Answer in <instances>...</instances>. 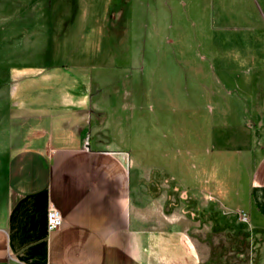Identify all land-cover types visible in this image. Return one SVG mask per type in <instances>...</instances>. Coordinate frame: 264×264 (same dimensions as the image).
I'll use <instances>...</instances> for the list:
<instances>
[{"label": "crops", "instance_id": "crops-1", "mask_svg": "<svg viewBox=\"0 0 264 264\" xmlns=\"http://www.w3.org/2000/svg\"><path fill=\"white\" fill-rule=\"evenodd\" d=\"M126 1L0 0V264H219L210 231L236 245L245 238L246 264H264V86L249 123L200 122V144L222 164L207 190L163 188L158 179L148 197L139 149L132 159L117 143L92 144L91 131L85 134L94 117L99 126L107 120L90 93L97 34L126 33ZM98 2L114 3L115 12L92 9ZM66 36L73 46H65ZM102 50L112 57L110 43ZM232 162L239 171L230 186L225 164ZM162 171L156 175L165 177ZM179 193L183 202L171 200ZM49 203L62 218L53 231Z\"/></svg>", "mask_w": 264, "mask_h": 264}, {"label": "rangeland", "instance_id": "rangeland-1", "mask_svg": "<svg viewBox=\"0 0 264 264\" xmlns=\"http://www.w3.org/2000/svg\"><path fill=\"white\" fill-rule=\"evenodd\" d=\"M124 5L129 12L126 33L119 36L113 30L107 38L97 34L100 46L90 60V93L107 120L99 126L94 117L85 134L91 131L92 144L97 139L117 143L132 159L138 148L148 197L158 179L163 188L170 183L177 191L207 190L213 175L222 173V164L215 163V150L200 144L201 123L204 128H235L251 121L264 86L254 82L261 75L264 79V0H127ZM114 7L91 4L107 17ZM68 37L65 46L73 43ZM105 43L112 45V57L102 56ZM64 53L59 60L71 65L73 57L67 49ZM101 60L106 66L99 65ZM237 166L225 164L230 186ZM153 169L163 170L165 177ZM241 171L240 185L245 187L247 174ZM181 195H170L171 200L183 202ZM207 239L219 264H246L245 238L236 245L231 236L210 231ZM240 248L242 255L236 258Z\"/></svg>", "mask_w": 264, "mask_h": 264}, {"label": "built area", "instance_id": "built-area-1", "mask_svg": "<svg viewBox=\"0 0 264 264\" xmlns=\"http://www.w3.org/2000/svg\"><path fill=\"white\" fill-rule=\"evenodd\" d=\"M238 218L242 222L247 221V215L243 212L238 214ZM47 229L48 231H53L58 229L61 226L62 218L60 211L51 203H49L47 210Z\"/></svg>", "mask_w": 264, "mask_h": 264}]
</instances>
